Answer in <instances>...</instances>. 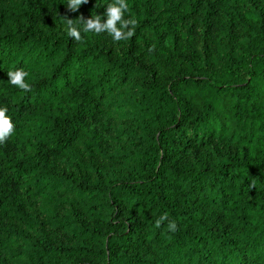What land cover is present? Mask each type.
<instances>
[{
  "label": "trees",
  "instance_id": "1",
  "mask_svg": "<svg viewBox=\"0 0 264 264\" xmlns=\"http://www.w3.org/2000/svg\"><path fill=\"white\" fill-rule=\"evenodd\" d=\"M126 2L0 0V264H264V0Z\"/></svg>",
  "mask_w": 264,
  "mask_h": 264
},
{
  "label": "clouds",
  "instance_id": "2",
  "mask_svg": "<svg viewBox=\"0 0 264 264\" xmlns=\"http://www.w3.org/2000/svg\"><path fill=\"white\" fill-rule=\"evenodd\" d=\"M89 0H68L67 8L71 12H77L81 5L87 4ZM130 12L128 3L126 0H113L106 6V11L102 19L101 15L96 14L88 19H84L83 16L76 20L62 17L67 25V35L73 38L76 42H81L83 37L81 31L84 33L93 32L95 34L107 33L114 42L121 40H127L135 35V29L137 20L135 18H125V13ZM79 24L81 27H77ZM149 52L154 51V46L148 49ZM8 82L23 90L24 92H31L32 88L29 83L26 82L28 73L23 69H17L16 71H9L7 73ZM8 109L6 107H0V145L6 143V141L13 135L15 131V125L12 122L11 117L7 115ZM254 182L250 184V187H254ZM164 221H168L167 214L161 216L156 221V227L159 228ZM167 230L169 232L177 231V224L175 221H169L167 224Z\"/></svg>",
  "mask_w": 264,
  "mask_h": 264
}]
</instances>
